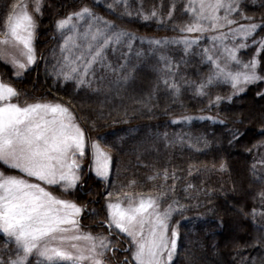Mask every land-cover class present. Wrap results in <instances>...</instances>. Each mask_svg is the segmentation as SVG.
Segmentation results:
<instances>
[{"label": "snow or ice", "instance_id": "1", "mask_svg": "<svg viewBox=\"0 0 264 264\" xmlns=\"http://www.w3.org/2000/svg\"><path fill=\"white\" fill-rule=\"evenodd\" d=\"M121 2V0H117ZM127 6V0H122ZM241 0H189L186 11L192 13L194 23H190L180 29L181 32H203L206 29L203 23H210L213 30H221L227 27L229 31L221 36L213 37L215 40H223L227 35L241 34L245 39L252 36L260 25L249 23L240 24L238 28L232 26L237 21L230 19L232 13L239 12ZM7 13L3 17V31H0V46L20 47L24 60L9 56L3 48H0V59L10 62L15 69L14 76L19 78L29 66L36 62L33 46L35 29L37 27L34 14H42V0H34L32 10H29L27 0H13L7 5ZM111 8V5L109 6ZM175 5L168 13L171 19ZM223 10L225 15L220 17L218 12ZM157 16L153 10L150 15L144 14L143 19L149 20ZM90 18L92 23L83 33V39L90 41L80 55H73V50L80 48L76 43L79 32L73 21H83ZM251 20V17H243ZM92 9L85 6L79 11L69 14L67 17L56 21V29L73 30L74 34L65 38L61 45L63 62L54 69L57 75H62L65 80L75 79L77 86L88 81L92 66L103 57L104 49L112 42H120L124 37L131 35L123 30L112 31L116 25L103 21L104 27H96L93 24L101 21ZM223 20L224 23H220ZM111 32V35L107 33ZM106 37V38H105ZM101 38L103 43L94 46ZM150 44L161 45L169 41L167 39H149ZM190 46L195 40L187 38L182 41H173ZM258 52H264V41H260ZM240 48L246 45H239ZM187 50V48H186ZM236 48H225L229 62L240 65ZM208 50L205 49V53ZM67 53V54H64ZM215 69L206 82L196 85L198 95H205L204 89L213 84L215 80L223 78L231 82L237 92L245 90L243 86L254 84L264 80L258 74L259 61L254 56L249 62L243 63V71L233 72L229 66H221L219 60L207 56ZM127 79V77H125ZM168 84V81H164ZM179 93L175 83L168 84ZM19 93L11 84L0 80V165L8 169L17 170L21 175H5L0 172V233L15 241V255L9 254L4 260L0 256V264H30V256L34 253L40 257L39 264H105V253L113 249L108 236L102 234L93 236L91 233H80L79 217L84 210L77 203L61 199L49 191V187L62 186L63 192L74 189L80 182V163L77 157L83 158L86 153V138L83 130L76 123L75 117L68 107L60 103H29L21 106L12 103L13 98ZM222 98L217 96L215 103ZM228 99H231L229 97ZM212 103V102H210ZM206 118V117H201ZM222 122V121H221ZM176 123V121H173ZM93 157V170L98 177L107 179L112 157L104 151L98 143L91 144ZM220 170H224L223 163ZM35 179L37 182H31ZM154 179V177H149ZM165 181L168 179L167 171L164 173ZM173 179L175 176L173 175ZM136 181H130L128 187H134ZM191 187V186H189ZM112 193H108L106 199L111 200ZM164 193L156 196L142 193L124 192L117 202H109L108 228L118 229L120 233L129 238L130 247L125 251H131V260L135 264H171L177 250L178 232L171 229L168 236L170 219L173 212L182 210L173 207V201L161 210V199ZM264 199V192L261 194ZM122 200H127V206H123ZM138 201V202H137ZM252 215L256 212L253 210ZM264 215V213H262ZM76 233V234H73ZM111 235V231L109 232ZM87 241V247H81L77 242ZM7 251V248L5 249ZM124 264H128L125 258Z\"/></svg>", "mask_w": 264, "mask_h": 264}, {"label": "rangeland", "instance_id": "2", "mask_svg": "<svg viewBox=\"0 0 264 264\" xmlns=\"http://www.w3.org/2000/svg\"><path fill=\"white\" fill-rule=\"evenodd\" d=\"M13 0H0V31H3V17L7 13V5H10ZM29 3V10H32L34 0H27ZM45 0H42V14H34L36 21V29L34 34L33 46L35 49V55L37 57L36 62L29 66L24 73L16 78L14 76L15 69L10 62H6L4 59H0V80L5 83L11 84L16 88L19 93L18 97L13 98L12 103H18L24 106L29 103H60L69 108L76 123L83 130L86 138V153L83 158L77 157L80 163V182L74 189H70L68 192L62 191V186H52L48 188L54 195L61 199H66L83 206V211L80 214L79 227L80 233H91L93 236L104 235L108 236L113 249L105 253L103 259L105 264H124L125 258L128 260V264H135L131 260V251H125L130 247L129 238L120 233L118 229L114 227L110 230L104 223L108 224V208L109 202H117L118 197H122L124 192L130 193H142L145 196L151 194L153 196L159 193H164V197L161 199V210L166 208L169 204H172L174 197V184L170 180L174 175L171 172V166L167 161H164L163 150L169 145L167 139L171 140L175 138L174 131L167 132L162 131H150L146 127L150 124L142 123L141 121H134L136 116H142L148 114L149 118L152 111L156 106L152 103H146L142 101V97H147L161 88L162 83L165 80H169L168 84H172L173 81H186V79H192L200 84L206 82L210 75L215 72L213 64L208 61L207 56L211 55L214 60H219L221 66L226 64L229 66V70L233 72L243 71V63L249 62L254 56L257 58L258 49L260 48V41H264L263 33H254L252 36L245 39L241 34L227 35L223 40H215L213 37L221 36L223 33H227L229 29L225 27L221 30H213L210 23L207 21L202 22L203 27L206 29L203 32L187 33L181 32L180 29L190 23L195 22V18L192 13L186 11V6L189 4V0H183V2H176L175 0H156L154 4L149 6L144 5L138 0H127V6L125 3L117 2V0H94L96 4L102 5L104 12L99 10H93L97 17L102 18L101 21L93 24L92 30L95 31L96 27L103 28V21H109L116 25V28L112 31L123 30L131 35L124 37L120 42H112L105 49L104 52L108 57L103 56L93 66L88 76L90 83H85L81 86H77L75 79L65 80L62 75H57L54 71L60 63L63 62V55L61 53V45L64 44L65 38L69 35H73V30H64L63 32L56 29V21L67 17L69 14L79 11L85 7L83 5L78 8H74V4L70 2V6L63 7L62 15L55 17L52 23V31L45 37L38 38V29L40 17L43 15L45 6ZM157 2V3H156ZM73 4V5H72ZM173 4L175 8L173 10L172 18L168 17L170 9ZM72 5V6H71ZM111 5V8L109 7ZM130 5H134L133 10H138L137 18H143L144 14L150 15L153 10L157 12V16L150 19L156 22V25L163 24L165 29L161 35L146 36L138 34L136 26L133 24V17L130 15ZM88 7V6H87ZM67 8V9H66ZM66 9V10H65ZM65 11V12H64ZM220 17L225 15L223 10L218 12ZM241 9L239 12L232 13L230 19L237 21V24L232 28H238L240 24L247 25L249 23L258 22L253 20H246L243 18ZM77 26L79 36L76 38V43L80 45V48L73 50V55H80L81 51L87 47L90 41L83 39V33L88 29L89 24L92 23L90 18H85L83 21H73ZM220 23H224L223 20ZM111 35V32L107 33ZM45 39L46 41L42 45H38L37 40ZM106 38V37H105ZM195 40L196 43L186 46L183 43H177L173 41H182L183 39ZM101 38L99 42L94 46L98 47L103 43ZM149 39H167L169 41L166 44L154 45L150 44ZM50 42V46L47 47L49 57L47 58L48 69L50 76H52L50 85V92H41L35 90L32 84L33 76L35 74V68L39 63V53L47 43ZM244 44L246 47L240 48L239 45ZM9 56H15L17 59L24 60L22 56V46H0ZM187 48V50H186ZM225 48H236L237 58L242 63L236 65L234 62H229ZM205 49L208 50L205 53ZM103 52V54H104ZM121 52H134L131 57L136 59V65L124 63ZM67 54V53H64ZM109 59V60H108ZM108 60V63H107ZM130 61V60H129ZM46 67V69H47ZM8 70L9 73H6ZM3 75V76H2ZM49 76V75H48ZM165 76L164 81L161 80ZM11 78L10 81H5V78ZM127 77V79H125ZM217 82L222 83L226 89H229L228 96L237 94L236 89L232 87L231 82H226L223 78L215 80L212 86ZM32 84V86H30ZM166 84L169 90L170 88ZM245 88V86L242 85ZM33 91H32V90ZM115 89V92L112 90ZM167 91V90H166ZM55 96H54V95ZM163 92L156 101L160 107L157 111L163 110L169 100H172V93L169 94ZM216 98V97H215ZM147 100V99H146ZM169 104L165 107L167 108ZM140 110V111H139ZM139 111L140 113H137ZM165 112V110H164ZM133 114V115H132ZM161 114V113H159ZM158 114V115H159ZM150 115V116H149ZM188 114H168L161 118V121L167 122V125L172 127L179 126L183 121L188 118ZM148 120V119H147ZM170 121V122H169ZM176 121V123H173ZM185 123V124H186ZM154 124H156L154 122ZM146 128V129H145ZM87 129V130H86ZM154 135V136H153ZM95 142L100 147L110 153L112 162L109 169V175L107 179L98 177L93 170V157L91 144ZM181 143V142H178ZM220 165L217 166H198L192 168L193 173L200 175L202 179H211L215 182L221 172ZM254 170L257 175L264 176V143L260 144L255 151L254 155ZM167 171L168 179L165 181L164 173ZM169 171V172H168ZM0 172H4L5 175H21L17 170L8 169L3 165H0ZM142 172L144 180L139 177V173ZM171 172V173H170ZM183 172V171H182ZM171 176V177H170ZM89 177L92 179H98L102 181V188L96 186L97 191L102 190L100 196V209L96 208L95 203L87 200V195L82 194L92 187ZM154 177V179H149ZM136 181L134 187H128L130 181ZM31 182H37L32 179ZM144 182V183H143ZM189 185V184H188ZM187 183L186 189H188ZM179 189V188H178ZM176 189V191H178ZM112 193L111 200L106 199L108 193ZM183 193V192H182ZM79 198H82L79 200ZM187 198V197H186ZM123 206H127V200L121 201ZM138 202V201H137ZM95 205V206H94ZM264 205V202H263ZM173 207L179 209L175 204ZM96 208V210H94ZM92 210L95 215H90L87 218H82L86 213V210ZM91 212V213H92ZM177 211L173 212L170 219V227L168 236H171V229H176V223L174 215ZM263 212L260 213V218L264 220ZM82 216V217H81ZM111 231V235L109 232ZM76 234V233H73ZM2 239V246L6 244L8 247L6 254L15 255V241L14 239L6 237L3 233H0ZM81 247H87V241L77 242ZM181 240L177 238V250L173 256L177 255L178 248ZM40 257L34 253L30 256V264H39ZM68 264V262H63Z\"/></svg>", "mask_w": 264, "mask_h": 264}, {"label": "trees", "instance_id": "3", "mask_svg": "<svg viewBox=\"0 0 264 264\" xmlns=\"http://www.w3.org/2000/svg\"><path fill=\"white\" fill-rule=\"evenodd\" d=\"M45 1L37 31L38 38L45 37L52 31L53 20L62 15L63 7L68 8L70 2L74 4V8L86 5L104 12L103 6L96 4L94 0ZM138 1L149 6L156 0ZM134 7L130 5L128 8L132 9L130 15L138 34L156 36L163 33L166 25H156L150 19L146 21L137 18L139 13H136L138 10H133ZM240 9L244 17H251V20L258 22L260 27L256 33H263L264 0H241ZM45 41L44 38L37 40L38 45ZM48 46L50 42L38 52L39 63L32 80L35 90L46 93L50 92L49 86L52 85V76L47 67V58L50 56ZM121 53L124 63L136 65V59L131 57L134 52ZM103 56L108 57L106 52ZM257 60L258 74L264 77V52L257 53ZM5 71L9 73L8 70ZM164 79L165 76L161 78L162 81ZM173 83L179 88V93L175 89L169 90L163 82L161 88L153 93V98L151 93L146 98H141L143 102H153L156 106L148 120H145L148 114H132L136 116L134 121H141L137 125L141 126L143 122L150 124L146 127L150 131L166 130L174 131L175 134L179 131L175 138L167 139L169 146L163 150L164 161L173 166L171 172H174L175 179L172 176L170 180L174 184V200L178 208L184 206L173 216L177 221L176 230L181 243L171 264H264V220L260 218V213L264 210V199L260 195L264 192V176L257 175L254 170L256 148L264 143V80L246 85L243 92L231 96H228L229 89L219 82L215 86L206 87L205 95L197 94L198 84L192 79ZM112 91L115 92V89ZM163 92L168 97L172 93L173 99L163 105V110L157 111L161 105L154 100ZM217 96L222 98L218 104L214 102ZM139 111L136 112L140 113ZM168 114H188L189 119L183 120L188 122H182L175 128L161 121ZM222 163L224 172H221L215 182L202 179L192 170L198 166L212 167ZM137 175L144 180L142 172ZM89 178V185L91 182L92 187L82 196L86 194L87 200L100 209L102 181ZM186 183L191 187L186 189ZM96 186L101 187L99 191ZM253 210L256 212L255 216L252 215ZM88 211L87 209L81 217L95 215L93 209L89 213ZM5 246L7 245L2 246L0 236V256L7 260L5 249L8 247Z\"/></svg>", "mask_w": 264, "mask_h": 264}, {"label": "water", "instance_id": "4", "mask_svg": "<svg viewBox=\"0 0 264 264\" xmlns=\"http://www.w3.org/2000/svg\"><path fill=\"white\" fill-rule=\"evenodd\" d=\"M104 225H107V223H104Z\"/></svg>", "mask_w": 264, "mask_h": 264}, {"label": "flooded vegetation", "instance_id": "5", "mask_svg": "<svg viewBox=\"0 0 264 264\" xmlns=\"http://www.w3.org/2000/svg\"><path fill=\"white\" fill-rule=\"evenodd\" d=\"M88 213H89V211H88Z\"/></svg>", "mask_w": 264, "mask_h": 264}]
</instances>
